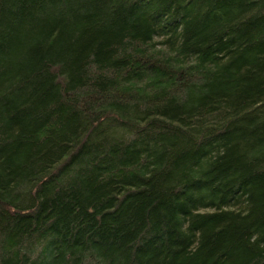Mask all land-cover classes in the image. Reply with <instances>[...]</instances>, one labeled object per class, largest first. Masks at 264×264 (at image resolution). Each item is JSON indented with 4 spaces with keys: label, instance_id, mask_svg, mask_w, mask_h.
<instances>
[{
    "label": "trees",
    "instance_id": "16d2710c",
    "mask_svg": "<svg viewBox=\"0 0 264 264\" xmlns=\"http://www.w3.org/2000/svg\"><path fill=\"white\" fill-rule=\"evenodd\" d=\"M0 264H264V0H0Z\"/></svg>",
    "mask_w": 264,
    "mask_h": 264
}]
</instances>
